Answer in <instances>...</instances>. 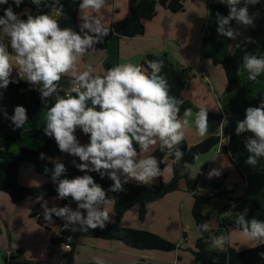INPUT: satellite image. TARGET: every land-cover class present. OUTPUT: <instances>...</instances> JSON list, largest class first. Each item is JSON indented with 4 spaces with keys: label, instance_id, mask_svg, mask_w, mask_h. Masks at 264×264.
<instances>
[{
    "label": "clouds",
    "instance_id": "1",
    "mask_svg": "<svg viewBox=\"0 0 264 264\" xmlns=\"http://www.w3.org/2000/svg\"><path fill=\"white\" fill-rule=\"evenodd\" d=\"M24 0H13L19 7ZM228 7V14L215 15L218 36L237 40L241 32L232 27V22L245 28L254 26L258 13H250L249 6L260 0H218ZM8 0H0V5ZM37 8L42 3L57 12L63 5L60 0H30ZM105 0H79L80 10L100 11ZM79 31L70 27H61L57 18L49 14L27 15L22 19L11 6L4 9L0 16V89H7L16 69L20 80H24L39 90L45 103L54 94L55 103L47 107L44 135L55 140L61 153L77 157L73 165L84 173H98L101 178L107 176L113 184L110 191H123V185L129 181L146 185L161 175V168L155 156L142 157L149 149L160 144V150H167L174 156L175 162L183 159L180 145L185 139L186 129L194 124L199 136L209 132L207 108H201L195 114L191 108L184 110L179 117L184 101L170 94V85L162 75L164 61H147L148 72L142 65L121 63L109 68L105 75H93L95 69L89 65L86 70L78 71V63L84 54L103 42L109 35L96 17L82 16ZM246 38L245 44L253 43ZM236 48L241 45L237 43ZM9 49L11 51H9ZM248 79L256 81L264 73V55L245 53L242 57ZM71 74L74 86L71 93L61 96L62 77ZM3 93L0 92V97ZM3 118L11 121L14 128H22L28 122L27 109L15 106L9 115L6 108L0 107ZM194 116V120L191 119ZM227 121H223V126ZM77 129L89 136L87 144H81L76 136ZM235 133L240 136L250 133L245 139L249 155L245 163L256 168L264 159V102L258 107L249 106L245 118L237 122ZM135 145H138L140 152ZM44 159L45 154L40 153ZM47 171V169L45 170ZM67 169L59 158L54 161L51 181L57 185V197L64 200L71 197L77 205L62 207L42 204L44 219L53 223V216L62 219L64 229L87 232L89 229H104L112 222L108 205L112 199L95 182L92 175L85 174L74 178H61ZM220 175L218 170L209 173V177ZM236 207L235 204L232 206ZM248 209L236 212V220L242 235L248 240L264 244V220L254 217L248 219ZM202 232L210 231L206 221L198 225ZM211 249L225 252L229 239L225 235L212 237L205 241ZM264 258V253H260ZM95 264H104L103 259L95 257Z\"/></svg>",
    "mask_w": 264,
    "mask_h": 264
},
{
    "label": "crops",
    "instance_id": "2",
    "mask_svg": "<svg viewBox=\"0 0 264 264\" xmlns=\"http://www.w3.org/2000/svg\"><path fill=\"white\" fill-rule=\"evenodd\" d=\"M13 1V0H10ZM261 3L249 6L250 13H258L254 20L257 23L261 10ZM128 0H105L104 7L95 12L91 9L78 10L75 25L79 31L82 16L96 17L101 20L105 27L112 26L122 20L127 14ZM182 13H171L161 7H157L155 16L144 21V33L136 37L112 36L107 48L101 50L94 46L88 50L78 63V71H84L91 65L95 72L93 75L103 76L107 70L121 63H134L142 65L147 56L166 55L172 68L180 75L184 82L182 97L192 105L195 114L201 108H207L209 132L206 136H199L194 124L186 129L185 142L188 146H194L209 137H219L225 134V139L220 140L207 153L199 155L192 165H189L191 178L197 182L202 178L199 186L212 184L220 181L224 186L233 188L231 196L247 197L264 208V159H261L256 168L245 163L249 153L245 147V139L250 133L237 136L235 128L238 121L245 118V110L249 106L258 107L264 102V73L256 81L248 79L247 70L242 64L238 69L239 85L232 91H226V78L223 68L214 65L211 59H200L202 50L205 54L222 59L225 55L235 51V45L241 44L249 35L254 26L245 28L232 22V27L241 32L237 40L218 36L215 15L228 14V7L220 4L218 0H185ZM39 8L27 6L19 13L20 17L27 19V15H33ZM58 19L61 27H72L69 17L57 11L50 13ZM9 51H11L9 49ZM255 55H264V35L256 41ZM205 73L206 79H201L198 74ZM10 79L20 80L18 72L13 69ZM71 74L62 77L60 81L63 92H70L74 86ZM28 87H33L27 83ZM0 97V107L6 108L9 115L13 114L14 108L4 93ZM39 114H27L28 122L21 128V133L30 130H43L44 121L41 122ZM222 114L227 121L221 126ZM0 116H3L0 113ZM34 116V117H32ZM184 113L180 116L183 119ZM194 120V116L191 118ZM3 128L20 131L14 128L11 121L5 119L0 126V137L5 134ZM3 133V134H1ZM76 136L81 144L89 142V136L77 129ZM22 135L18 140L26 138ZM30 138V137H29ZM32 139V138H31ZM11 144L10 152L19 154V147L27 148L36 152L42 151L44 144L36 147ZM160 147L159 142L152 146L148 152L142 153V157L152 156V151ZM140 152V148L139 151ZM56 158L64 163L65 167L74 170L75 174H64L61 178H74L79 176L78 170L72 163L79 162L77 157L66 153L48 158V163L54 166ZM161 175L146 185H159L168 183L172 178V166L169 161L164 160ZM218 170L220 175L209 177V173ZM30 171V170H29ZM31 172V173H30ZM18 170L17 183L24 189H33L34 194H28L19 203H13L11 198L0 192V264H65L66 257L61 246L52 244L51 237L57 231L59 223L41 225L44 218L42 204L46 201L48 207L53 205L62 206V200L55 199L56 196L41 201L35 196V190L51 181L52 171L42 174L33 171ZM87 173L82 172V175ZM246 182L247 189L244 190L240 183ZM127 184H138L129 181ZM108 198L112 202L108 205L109 213L114 224V200L111 195ZM215 204L212 213L217 223L210 225L212 237L225 235L229 239L227 247L237 251H244L259 246L257 241L248 240L242 232L227 228L219 229V219L215 213L217 207H224L228 202L225 198H214ZM212 199L211 201H213ZM210 201V202H211ZM73 210L77 205L72 199L66 202ZM193 198L187 190L184 180L178 183V190L165 195L162 199L151 202L146 206V214L142 220L138 217V206H133L125 212L119 221V226L135 230L147 231L158 235L166 241L174 244L176 250L172 252H161L155 250L138 251L126 247L119 241L102 240L95 236L94 230L84 232L77 228L73 236L74 249L72 251V264H95V257L103 259L104 264H191L190 250L194 249L195 242L199 237L198 230L195 231V223L190 217ZM39 215L40 219L34 218ZM60 221H63L62 219ZM209 221V216H208ZM197 229V228H196Z\"/></svg>",
    "mask_w": 264,
    "mask_h": 264
},
{
    "label": "trees",
    "instance_id": "3",
    "mask_svg": "<svg viewBox=\"0 0 264 264\" xmlns=\"http://www.w3.org/2000/svg\"><path fill=\"white\" fill-rule=\"evenodd\" d=\"M60 2L63 5V9L59 13L69 17L72 21L73 29L78 31L75 25V18L79 10V0H60ZM184 2L185 0H128L126 16L122 20L108 27L109 35L104 38L102 43L96 45V47L101 50L106 49L110 38L114 35L122 37H136L143 35V22L149 21L155 16L157 7H161L171 13L177 14L183 12ZM9 6H11L14 12L19 15L23 8L27 6L34 8L35 5L30 3V0H24L19 7H16L13 1L8 0L7 4L0 5V16L4 15V9ZM53 11L55 10L46 7L44 3H42L40 8L34 12L33 15H50ZM263 35L264 0H262L261 3L259 19L246 37H250L252 41H254L253 43L245 44V38L240 44V48H236L233 53L225 55L222 59L209 56L200 50V59L209 58L214 65H220L223 68L226 78V91L232 92L239 85L238 69L243 64V55L246 52L255 54L256 41ZM160 59L164 61V67L161 74L165 75L168 80L170 94L184 101L183 105L180 107V117L185 109H192V105L183 99L182 91L184 82L181 80L180 75L172 68L166 55L147 56L142 62V66L150 72V69L147 68V61ZM4 93L11 104L25 107L27 109V114H39L47 111V107H51L56 101V99L49 98L46 102L47 107H45V103L42 102L40 94L36 91L29 90L27 83L22 81H19L18 83H10ZM71 94L75 95L74 93ZM4 120L5 118L0 116V126ZM18 129L20 131H13L12 133L0 137V192L7 194L13 203H19L26 197V189L19 186L17 183L19 168L24 165L26 168L37 174L52 171L54 166H51L48 163V158H53L61 153L55 140L44 135L43 130H30L21 133V128ZM22 135L28 136L35 141L42 142L44 144L42 151L36 152L27 148L19 147V154L10 152L11 144L16 143ZM218 142L219 137H209L194 146H188L184 140L180 145L181 150L184 152V156L178 163L175 162L174 156L168 154L167 150L161 151L160 147H156L151 155L157 158L160 168L162 169L164 167V160L169 161L172 166V178L168 183H161L155 186L132 185L126 183L123 185V191L112 192L110 191V188L113 182L108 179L107 176L101 178L98 173H87L92 175L95 182L106 191L107 197L111 195L114 200V224L108 223L104 229H95V236L102 240L119 241L132 250H155L161 252L175 251L177 248L174 244L166 241L158 235L147 231L120 227L119 221L125 212L133 206H138V217L142 220L146 214L147 204L158 201L165 195L178 190V183L181 179L184 180L187 190L192 192L197 186V181L191 178L187 167L192 165L199 155L207 153ZM135 147L137 148V151H139V146L135 145ZM40 153L45 154L44 159L40 158ZM46 169L47 171H45ZM66 169V174H75L74 170L71 168L66 167ZM220 184H222L220 181L213 182L212 189L206 195H192L193 205L191 215L198 230L199 237L195 242L194 249L189 251L191 255V264H264V258L260 256V253H264V244L244 251H237L234 248L227 247V251L219 252L211 249L210 246L205 243L206 240L212 238L211 231L202 232L199 230L198 225L206 221L208 222V214L206 212L207 205L212 199L217 197L225 198L228 201L233 198L232 196H226L225 193H220L218 191ZM56 187L57 185L54 183L45 184L41 188L35 190V196L41 201L56 196ZM70 199L71 197L62 200V206H64ZM242 201L249 210L247 216L248 219L254 217L258 220H264L263 207L247 197H243ZM60 220L61 219L53 216V223L58 222L60 225L62 223ZM40 223L43 226L50 224L46 222L44 218L41 219ZM227 228H233L240 231L237 221L230 219L219 221L220 230H225ZM66 236L67 234L65 233H62L60 237H56L53 234L51 242L55 245L62 244L66 242ZM71 246L74 249V245ZM65 257V264H72V251L65 255Z\"/></svg>",
    "mask_w": 264,
    "mask_h": 264
},
{
    "label": "built area",
    "instance_id": "4",
    "mask_svg": "<svg viewBox=\"0 0 264 264\" xmlns=\"http://www.w3.org/2000/svg\"><path fill=\"white\" fill-rule=\"evenodd\" d=\"M40 8V7H39ZM198 76L201 78V79H206V76H205V73L201 72L198 74ZM29 90H32V91H36L37 93H39V90L36 89V88H33V87H29ZM71 93V91L69 92H63L62 94L60 93L61 96H66L67 94ZM40 94V93H39ZM52 99H57V96L54 94L52 97H50ZM225 115L222 114V121H225ZM219 138L220 140H223L225 139V134L223 133H220L219 135ZM202 178H200L197 182V186L196 188L190 192V195L192 196L193 194H197V195H206L210 192V190L212 189V184H208V185H203L202 187L199 186V183L201 182ZM241 187L246 190L247 189V184L246 182H242L240 183ZM218 191L220 193H225L226 196H231V192L233 191V188L230 187V186H224L223 184H220L219 187H218ZM242 198L243 197H236V198H232L231 200H227L228 202L226 203V206H220V207H217L215 209V213L217 215V218L219 219V221H223V220H227V219H230V220H234V221H237L236 220V216H235V213L236 212H242L246 206L243 204V201H242ZM233 204L236 205L235 208H233ZM35 219L39 220L40 219V216L39 215H35L34 216ZM64 221H62V223L59 225L57 231L54 233V235L56 237H60L62 235V233H65L67 234L66 236V242L62 243V244H58L59 246H61V249L63 251V254L64 255H67L69 252L73 251V248L71 245H73V236L75 234L76 231H72V230H66L64 229L63 225H64Z\"/></svg>",
    "mask_w": 264,
    "mask_h": 264
},
{
    "label": "rangeland",
    "instance_id": "5",
    "mask_svg": "<svg viewBox=\"0 0 264 264\" xmlns=\"http://www.w3.org/2000/svg\"><path fill=\"white\" fill-rule=\"evenodd\" d=\"M12 105H13V104H12ZM13 108H15V105L13 106ZM45 114H46V112H45L43 115H40V116H39L41 122L44 121L43 119H44V117H45ZM32 117H34V116H32ZM26 125H27V123H26ZM2 132H3L4 134H6V133L10 132V130H7V129L3 128ZM3 133H1V134H3ZM0 136H1V135H0ZM18 143H19V145H25V146H27V145L30 143L31 146H33V147H36V145H38L37 143H34V141H33L31 138H29L28 136H27L26 138H22L21 140H18ZM39 145L42 146V144H41L40 142H39ZM19 169H22L23 171H28V172L31 171V170L29 171V169L26 168L24 165L21 166ZM75 171H77V173L79 174V176H81V173H82L81 171H79V170H75ZM30 173H31V172H30ZM181 180H183V179H181ZM28 190H32V189H28ZM28 190H26V191H28ZM214 204H215V199H214L213 201H211V202L207 205V207H206V212H207V214H208V216H209V221H208V223H209L210 225L213 223V227H214L215 224L217 223L216 218H215V215L211 212L212 209H213ZM190 217H191V214H190ZM191 220H192V217H191ZM192 221H193V220H192ZM195 231L197 232V229H196V228H195Z\"/></svg>",
    "mask_w": 264,
    "mask_h": 264
},
{
    "label": "water",
    "instance_id": "6",
    "mask_svg": "<svg viewBox=\"0 0 264 264\" xmlns=\"http://www.w3.org/2000/svg\"><path fill=\"white\" fill-rule=\"evenodd\" d=\"M28 194H34V190L32 189V190L26 191V195H28Z\"/></svg>",
    "mask_w": 264,
    "mask_h": 264
}]
</instances>
